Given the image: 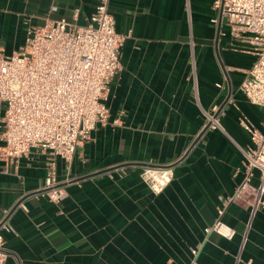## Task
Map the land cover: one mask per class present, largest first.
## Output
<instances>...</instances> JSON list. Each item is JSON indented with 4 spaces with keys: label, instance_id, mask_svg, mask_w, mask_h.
I'll return each instance as SVG.
<instances>
[{
    "label": "crops",
    "instance_id": "1",
    "mask_svg": "<svg viewBox=\"0 0 264 264\" xmlns=\"http://www.w3.org/2000/svg\"><path fill=\"white\" fill-rule=\"evenodd\" d=\"M214 1L109 0L124 39L104 95L107 122L69 163L56 160L66 181L58 203L37 193L46 153L32 148L15 166L0 159L3 264H264V208L250 220L249 193L228 201L244 177L240 148L251 144L240 120L261 128L263 109L239 88L255 56ZM97 3L0 0V55L46 21L85 25ZM214 107L222 129L203 131ZM3 113L0 102V131ZM175 160L172 180L153 193L143 167ZM249 183L264 199L256 170ZM220 207L230 239L204 230Z\"/></svg>",
    "mask_w": 264,
    "mask_h": 264
},
{
    "label": "built area",
    "instance_id": "2",
    "mask_svg": "<svg viewBox=\"0 0 264 264\" xmlns=\"http://www.w3.org/2000/svg\"><path fill=\"white\" fill-rule=\"evenodd\" d=\"M214 4L231 36L247 44L255 56L239 88L251 103L263 109L261 128L244 118L240 120L251 144L240 148L244 177L228 199H242L249 193L251 220L259 207L264 208V199L249 183L256 170L258 189L264 187V0H215ZM123 39L115 31L109 0H98L85 25L46 21L28 28L25 43L18 51L0 55V102L4 105L0 159L15 166L32 148L46 153V174L37 193L52 203L65 195L66 181L57 179L56 160L69 163L77 145L90 137L96 124L107 122L109 110L103 100L120 67ZM220 112L216 107L204 112V127L222 129L217 118ZM178 161L146 165L140 177L157 194L172 180L173 166ZM222 213L223 208H218L215 221L204 230L230 239L235 231L220 219ZM0 229L9 230L5 218L0 221ZM6 256L0 232V264Z\"/></svg>",
    "mask_w": 264,
    "mask_h": 264
},
{
    "label": "water",
    "instance_id": "3",
    "mask_svg": "<svg viewBox=\"0 0 264 264\" xmlns=\"http://www.w3.org/2000/svg\"><path fill=\"white\" fill-rule=\"evenodd\" d=\"M218 29H220V25L218 26ZM206 128H207V126H205V127L203 128V131H204Z\"/></svg>",
    "mask_w": 264,
    "mask_h": 264
}]
</instances>
